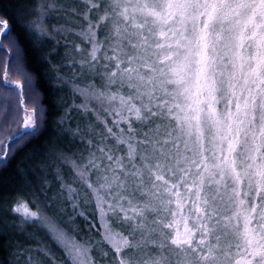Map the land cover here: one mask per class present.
<instances>
[{
  "label": "snow or ice",
  "instance_id": "6c2138e0",
  "mask_svg": "<svg viewBox=\"0 0 264 264\" xmlns=\"http://www.w3.org/2000/svg\"><path fill=\"white\" fill-rule=\"evenodd\" d=\"M85 3L91 4L88 11L101 7V0ZM43 9L22 25L41 41L48 35ZM113 14L112 55L104 56L111 70L98 72L92 63H98L99 51L94 29ZM84 19L88 28L79 34L92 48L90 59L79 62L81 69L87 66L105 79L103 87L74 84L73 94L83 103L71 107L92 111L104 125V141L111 137L115 145L97 144L100 157L90 151L80 165L58 155L87 189L84 202L89 193L95 200L103 239L119 264H130L120 258L124 249L145 243V235L135 238L137 231H157L149 225L171 229L159 232L158 246L163 249L167 240L179 249L183 258L177 264H264V0H106L96 24L87 14ZM3 41L15 51L16 73L36 104L40 94L23 71L22 49L8 20L0 18V52L7 55ZM92 101L108 106L104 111L113 118L112 126L90 107ZM21 112L0 124V168L42 129V107ZM133 121L147 125V131L134 128ZM87 143L91 146V139ZM119 145L127 147V160L118 154ZM93 171L101 173L96 181L90 179ZM56 172L70 201V219L79 215L87 221L82 193L64 182L59 168ZM44 185L50 182L45 179ZM12 211L46 228L71 264H91L90 247L51 222L39 203L33 210L17 202ZM109 214L130 226L128 235L109 226Z\"/></svg>",
  "mask_w": 264,
  "mask_h": 264
},
{
  "label": "trees",
  "instance_id": "16d2710c",
  "mask_svg": "<svg viewBox=\"0 0 264 264\" xmlns=\"http://www.w3.org/2000/svg\"><path fill=\"white\" fill-rule=\"evenodd\" d=\"M81 1L85 3V0H54L53 2L52 0L51 2L49 0H0V18L8 20L12 33L17 38V44L23 51L22 60L29 74L35 79L34 88L40 93L41 104L44 107L43 126L39 135L19 148L6 168H0V264H71L64 249L51 238L46 228L34 221L24 222L21 216L12 211L17 202H26L33 210L39 203L45 216L50 217L51 222L71 234L76 242L90 247L88 255L91 259L107 258L115 259L116 263L119 262L115 250L103 239L104 229L100 227L95 200L89 193L88 202H84L83 193L87 189L80 184L71 164L64 162L58 155L62 154L64 158L71 159L80 165L85 162L90 151L100 157L101 154L96 148L97 144L106 142L109 145H115V140L111 137L104 141L103 138L107 136L104 125L97 121L92 111L85 114L71 107L74 102L83 103L82 97L73 94L74 84L80 88L90 83L103 87L105 79L102 76L92 75L87 66L82 70L79 63L81 60L90 59L88 53L92 48V42L79 34L88 28V20H85L84 16L87 14L88 19L96 24L99 16L104 12V10L99 11L95 8L88 11L91 8L89 3H85L88 5L86 8L78 7ZM101 3L105 7L106 0H101ZM41 5L47 12L45 17L48 20V24L44 25V27L48 26V35L42 41L37 40L22 26L31 23L33 18L37 19ZM31 7L37 8L35 14L30 12ZM113 19H115L114 14L108 20L100 22L99 27L94 29L95 42L99 45V51L97 52L98 63L95 61L92 63L96 64L98 72L111 70L112 62L106 61L104 56L105 54L112 55L111 45L114 37L111 35V24ZM3 43L7 55L0 52V88L5 89H0L2 90L0 96H4L5 100L2 101L4 104L0 105V109L5 111L3 117H6L2 118L0 124L6 122L13 113L22 116L21 109L31 110L35 106L31 94L29 95L27 88L20 83L21 78L19 79L20 86L18 82L11 85L4 84L2 76L5 70L9 69V72L14 75L16 66L13 59L15 51L8 41H3ZM105 64L110 67L105 68ZM13 78L16 79L17 76L14 75ZM20 100L23 101L22 104ZM90 107L98 112L109 126H112L113 118L104 111L107 105H99L96 101H92ZM61 117H64L63 124L59 122ZM121 127L127 130V125L122 124ZM133 127L147 131V125L140 122L133 121ZM77 129L79 132L75 131ZM113 131L117 132L118 129L113 127ZM81 136L91 139L92 145H88L87 139L81 140ZM140 138L137 136V139ZM118 147L120 149L118 154L127 160V147L125 145ZM20 166L23 168L22 172L18 171ZM57 168L64 182L82 193L80 207L88 217L87 221L84 216L79 215L70 219L72 208L67 199V192L61 189L60 181L56 179ZM99 175L101 173L93 171L90 179L96 181ZM45 179L50 182L49 187H45ZM151 218L150 214L149 219ZM108 223L114 231L123 235H128L131 231L128 224L118 220L112 214H109ZM8 225H11L10 228ZM149 227H155L157 231L136 232L135 238L138 240L142 235L147 237L148 241L142 247L147 249L151 256L174 259L176 252L183 255L167 240H165L166 246L163 249L158 246L161 240L159 232L163 230L167 234L171 232V229H162L159 225H149ZM129 239L131 240L132 237ZM152 240L157 243H150L149 241ZM43 247L45 251H42ZM133 250L134 248L124 249L120 253V258L128 257ZM144 253L142 250L141 254ZM50 255L54 257V262L49 260ZM36 257L38 259H35Z\"/></svg>",
  "mask_w": 264,
  "mask_h": 264
},
{
  "label": "rangeland",
  "instance_id": "374dc122",
  "mask_svg": "<svg viewBox=\"0 0 264 264\" xmlns=\"http://www.w3.org/2000/svg\"><path fill=\"white\" fill-rule=\"evenodd\" d=\"M54 0H52V2H53ZM39 3H41L40 1H38ZM49 2H51V0H49ZM66 8H68L65 4H63ZM70 6H72V5H70ZM88 5H86L85 3H83L82 1L80 2V6L78 5V7H81V8H86ZM102 10H104V6L102 5V3H101V7H100V9H99V11H102ZM35 11H37V8H32L31 7V10H30V12L31 13H33V14H35ZM109 11H111V10H109ZM47 13V12H46ZM111 17H113V15L112 16H110V18ZM34 20H35V18H33ZM44 25H46V24H48V20H46V17L44 16ZM31 22H32V19H31ZM28 24V23H27ZM45 28H46V30H48V26H45ZM22 53H23V51H22ZM23 59V58H22ZM22 68H23V71L24 72H26V73H28L29 74V71L26 69V67H25V63H24V61L22 60ZM3 74V73H2ZM14 75H16L17 76V78L16 79H14L13 78V76ZM14 75L11 73V72H9V69H6L5 70V73H4V76H2L3 77V79H4V84H8V85H11V84H15V83H17L19 86L22 84V85H24L25 86V80H24V77L23 76H21V75H19L18 73H16V67H15V69H14ZM30 75V74H29ZM31 76V75H30ZM32 77V76H31ZM21 78V81H20V83H19V79ZM32 80H33V87H34V84H35V79L32 77ZM1 87V86H0ZM0 89H2V90H5V89H3V88H0ZM1 90V91H2ZM1 91H0V94H1ZM37 91V90H36ZM38 92V91H37ZM39 93V92H38ZM31 93L29 92V95H30ZM40 94V93H39ZM32 97V96H31ZM5 100V97L4 96H0V105H2V104H4L2 101H4ZM42 103V97H41V95H39V99H38V101L36 102V104H35V106H40V107H42L43 108V111H44V107H43V105L41 104ZM4 114H5V111H3V110H1L0 109V121L2 120V118L4 119L5 117H3L4 116ZM1 115H2V117H1ZM50 218V217H49ZM10 226L11 225H8V228H10ZM146 232H148L147 231V229L145 230ZM138 233L140 232V231H137ZM140 236V235H139ZM139 240V239H138ZM147 239L145 240V243L142 245V246H144L146 243H147ZM213 242H215V240L213 239ZM78 243V242H77ZM222 243H223V241H222ZM139 247V248H134V250L132 251V254H130V255H128V257H125V258H127L128 260H129V262H130V264H144V261H146V260H149V259H154V257L153 256H151L150 254H149V251L147 250V249H145L144 247ZM46 249H45V247H43L42 248V251H45ZM142 250H144V254H141V251ZM108 252V251H107ZM175 252H176V250H175ZM106 252L104 251V254H105ZM29 259H33V257H31V256H27ZM183 258V255H181L180 253H177L176 252V256H175V258L174 259H166L165 260V264H177V262L178 261H180L181 259ZM35 259H38L37 257L35 258ZM51 262H54L55 261V259H54V257L52 256V255H50V259H49ZM119 260V259H118ZM91 264H119V262L118 263H116V260L115 259H103V258H101V259H91Z\"/></svg>",
  "mask_w": 264,
  "mask_h": 264
}]
</instances>
